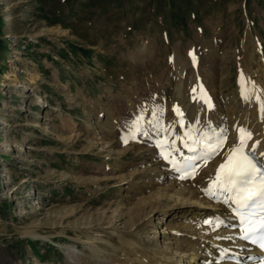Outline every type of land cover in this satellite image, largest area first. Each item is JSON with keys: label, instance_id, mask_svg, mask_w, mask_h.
Returning <instances> with one entry per match:
<instances>
[{"label": "rangeland", "instance_id": "obj_1", "mask_svg": "<svg viewBox=\"0 0 264 264\" xmlns=\"http://www.w3.org/2000/svg\"><path fill=\"white\" fill-rule=\"evenodd\" d=\"M252 49L264 63V0H0V264H9L2 255L16 264H106L82 243L89 226L117 230L95 244L106 254L177 259L196 218L188 204L171 208V190L159 204L169 214L151 212L149 173L162 167L135 141L134 122L150 117L158 97L172 103L171 60L192 50L232 128L241 115L238 62L247 66ZM137 206L146 207L141 219L131 213ZM149 214L156 239L120 237ZM31 226L38 236L26 235Z\"/></svg>", "mask_w": 264, "mask_h": 264}, {"label": "bare ground", "instance_id": "obj_2", "mask_svg": "<svg viewBox=\"0 0 264 264\" xmlns=\"http://www.w3.org/2000/svg\"><path fill=\"white\" fill-rule=\"evenodd\" d=\"M255 50L249 54L246 52L244 62L247 61V66L243 64L241 59L238 62L239 74L242 77L239 78L241 100L239 110L241 115L234 122L232 128H229L227 124L224 125L225 118L222 108L214 107L217 102L214 101L215 98L213 100L214 96L210 94L212 87L209 85V88L201 81V66L199 60L196 63L194 62L195 54L192 50L185 54H179V51L176 50L168 68V77L172 76L176 82L174 99L171 104L164 105L162 98H157L153 106L148 109L150 111L148 116L150 117L134 122L137 130L136 136L138 137L137 140H134L138 141L140 145L143 143V148H146L151 158L158 163V166L162 167V169L156 168L155 173L149 171L151 177H154L153 182L156 193L153 194L152 198H149L153 200V205H157L151 212L157 211L164 216L169 214L171 208L176 205L186 206L188 204L193 210H187L186 212L188 214L192 213L196 218V220L194 218L195 226H190V223L187 225L193 234L187 235V238L183 240L185 243H182L181 246L178 247L177 245L179 249L181 247V252L178 253L177 259H174V256L164 258L160 252L157 253L158 251L123 253L117 247L111 254H106L103 250L97 249L95 244L97 242L107 244L106 241L113 240L117 230L110 232L106 227L97 226L82 228L79 233L86 238V240H82V243L90 248L91 253L95 254L94 257L96 256L99 262L104 261L106 264H264V259H261L257 252L251 251L250 247L241 241V232L236 229L229 212L230 203H224L227 198L226 194L216 192L215 196H210L207 192L209 185L215 179L219 164L225 160L228 151L239 144V129L243 128L251 133V138L246 140L245 149L257 152L260 159L264 161V113L261 111V107L264 105V63L261 55L258 54L261 51L255 52ZM212 66V72L218 70V67H214L213 63ZM34 80L35 78H31V82ZM161 81L160 78L158 80L160 87ZM212 91L216 92L215 90ZM111 97H114L113 94H111ZM192 98H194L193 101ZM209 98L210 103L208 102ZM91 107L97 108L94 103L91 104ZM98 114L105 115L101 111ZM182 121H184L183 126L181 125ZM146 130H152V136L144 137L143 132ZM229 131H231V135ZM186 133H190L191 136L189 137ZM221 134L225 137L223 148L218 155L209 159L207 163L200 160L196 161L198 168L192 180L188 179L181 170H178L180 169L181 160L185 156L191 157L194 155L185 147L186 142L191 144L193 139H201L205 136L215 138ZM93 135L97 138L95 131ZM125 141L126 138L123 137L120 142L124 143ZM111 142L113 143V141H110L106 142L105 145L111 147ZM127 152L128 150L118 152V155ZM165 155H168V159H165ZM172 161H175V163ZM136 172L131 174V177H134L137 174ZM142 172L140 171L139 174ZM182 176L185 178H181ZM141 178H143V175L137 179ZM121 181L123 180L121 179ZM168 190L172 191V195L169 197L173 199L174 204L167 210L164 208L165 210L162 212L159 209V204L163 201L162 197L166 196L164 193ZM142 199L140 202H143ZM208 208H210L209 211ZM211 208H214V210H211ZM145 210L146 207L137 206L131 213L134 218L139 217L141 219V214L142 216L147 215ZM194 211L196 214H193ZM179 213L176 210L173 212V216H177ZM151 221L152 217L149 214L147 217L142 218L141 224L137 225V232H125L124 230L121 231L120 237L131 234L135 235L138 240L156 239L158 235L156 236L154 232L153 236L149 237L152 234L151 230H153L152 228L149 230ZM25 233L30 236H38L32 226L25 230ZM65 248V250H69L68 247ZM72 252H75V250ZM182 252L184 254L180 256ZM75 254L77 253L75 252ZM2 256L7 263L16 264L15 259L11 258L10 255ZM231 258H237L240 263H233L230 260Z\"/></svg>", "mask_w": 264, "mask_h": 264}, {"label": "snow or ice", "instance_id": "obj_3", "mask_svg": "<svg viewBox=\"0 0 264 264\" xmlns=\"http://www.w3.org/2000/svg\"><path fill=\"white\" fill-rule=\"evenodd\" d=\"M261 111L264 113V105ZM239 134V144L228 151L207 192L210 196H215L216 192L226 194L224 203L235 206L232 210L242 226V238L257 243L264 250V166H258L245 152L246 140L251 138V133L241 128ZM186 135L191 136L190 133ZM224 144L223 134L215 138L193 139L191 144L186 142L185 147L194 155L186 158L182 170L191 174L196 169V161L207 163L219 154Z\"/></svg>", "mask_w": 264, "mask_h": 264}]
</instances>
